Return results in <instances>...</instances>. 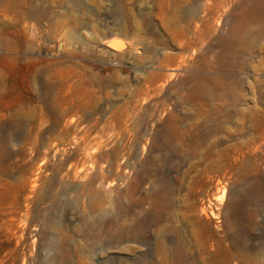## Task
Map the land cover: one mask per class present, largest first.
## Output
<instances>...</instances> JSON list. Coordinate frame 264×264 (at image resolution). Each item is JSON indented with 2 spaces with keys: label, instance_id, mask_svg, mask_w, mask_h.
Wrapping results in <instances>:
<instances>
[{
  "label": "rangeland",
  "instance_id": "rangeland-1",
  "mask_svg": "<svg viewBox=\"0 0 264 264\" xmlns=\"http://www.w3.org/2000/svg\"><path fill=\"white\" fill-rule=\"evenodd\" d=\"M0 264H264V0H0Z\"/></svg>",
  "mask_w": 264,
  "mask_h": 264
},
{
  "label": "bare ground",
  "instance_id": "bare-ground-1",
  "mask_svg": "<svg viewBox=\"0 0 264 264\" xmlns=\"http://www.w3.org/2000/svg\"><path fill=\"white\" fill-rule=\"evenodd\" d=\"M251 45V44H250ZM254 46V45H253ZM248 53V52H247ZM216 75V74H215ZM197 79V78H196ZM222 83L221 79L217 76H209V77H202L197 80V84H199L200 89L203 91L204 94H208V90H210V88L208 90H203L202 86H206V85H210V86H216L219 87L220 84ZM208 87V86H207ZM199 88V87H198ZM202 93V92H201ZM202 93V94H203ZM203 101V100H202ZM201 102V101H200ZM204 102V101H203ZM250 112V111H249ZM254 112H252V118L254 117ZM255 119V118H254ZM201 142L200 138H193L190 141L191 146H197L199 143ZM222 145V141L220 139H217L215 142H213L210 146H208V151H210L213 147H218ZM194 150V149H192ZM227 149H221L219 151H217V155L219 156L218 159H220L222 157V155L224 156V153ZM211 160V159H210ZM193 206L190 207V209L187 210V215H190L191 213V209ZM203 212V209L201 210ZM203 247V246H202Z\"/></svg>",
  "mask_w": 264,
  "mask_h": 264
}]
</instances>
